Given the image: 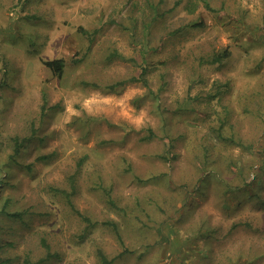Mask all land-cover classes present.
<instances>
[{
  "label": "rangeland",
  "instance_id": "obj_1",
  "mask_svg": "<svg viewBox=\"0 0 264 264\" xmlns=\"http://www.w3.org/2000/svg\"><path fill=\"white\" fill-rule=\"evenodd\" d=\"M42 240V264H264V0H0V263Z\"/></svg>",
  "mask_w": 264,
  "mask_h": 264
},
{
  "label": "trees",
  "instance_id": "obj_2",
  "mask_svg": "<svg viewBox=\"0 0 264 264\" xmlns=\"http://www.w3.org/2000/svg\"><path fill=\"white\" fill-rule=\"evenodd\" d=\"M229 56H230V51L229 50H225L222 54H215L211 59H209L210 60L209 62H211V64H220V63L223 62V60H225ZM45 65L53 72L54 75H62L63 71L65 69V64H64V61L62 59H56V60H52V61H47V62H45ZM145 70H146V68L142 71L141 77H135L132 80H134V81H140L141 80L146 86H149L147 80L144 79L145 72H146ZM110 88H114V87H110ZM220 94H221V91L218 90L216 93H211V94L207 95L208 96L207 103L211 104V105H214L215 102H216V98L221 96ZM151 136H153V133L151 134ZM29 142H30V140L28 138H26V139L15 138V141H14V156L13 157L19 155L20 152H21L22 147H25L26 144L29 143ZM170 158L171 157H169L168 155H163V159H165V160H169ZM28 168L30 170L32 169V167H28ZM227 188H228V190H230L233 187L228 186ZM236 189L238 190V189H240V187H237ZM109 201H110V204L114 205V199H113V197L111 195H109ZM11 215L13 217L21 218L22 215H23V212H16V213H13ZM79 215H80V213H79ZM80 216L88 224L87 228L85 229V233H84V234H86V232L89 231V228H92L93 226L96 225V222H92L90 218H88V217H86L84 215H80ZM108 224L111 225L114 228L116 236H117V238H118V240L120 242V245L123 248H126L125 247V243H124V239L122 237V234H121V232L119 230L118 225L116 223H108ZM42 244L44 245L45 249L48 252L46 258L39 259L38 261L33 262L30 258L27 257V258L23 259L20 264H42L43 262H45L49 258H52L53 256H56V255L51 254L50 245L46 242V240H42ZM124 252H128L127 249H125ZM98 254H99V257H100L101 262L103 264H111L112 263V260H109L108 257L106 256V254L102 250H100ZM0 264H4V263H0Z\"/></svg>",
  "mask_w": 264,
  "mask_h": 264
}]
</instances>
